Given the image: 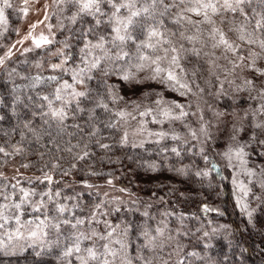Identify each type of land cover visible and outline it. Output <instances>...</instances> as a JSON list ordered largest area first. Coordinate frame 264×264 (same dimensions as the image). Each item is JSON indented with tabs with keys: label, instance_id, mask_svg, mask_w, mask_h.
Segmentation results:
<instances>
[{
	"label": "snow or ice",
	"instance_id": "1",
	"mask_svg": "<svg viewBox=\"0 0 264 264\" xmlns=\"http://www.w3.org/2000/svg\"><path fill=\"white\" fill-rule=\"evenodd\" d=\"M29 2L30 0H24L26 5ZM56 2L75 8L71 16L67 17L72 25L82 21L85 17H91L94 20V25L89 26L83 32L85 37L102 24L111 25L110 37L100 35L95 43H92L91 40L84 43L83 47L80 48V64L74 68L66 67L73 58L72 54L66 51L70 47L66 41L62 42L63 47L50 53L51 56L60 57L59 62L49 64L50 69L53 72H70L72 83H69L68 80H61L58 75H36L31 78L32 82L28 85L30 88H36L38 85L49 82H57L53 99L47 95L43 96V99L48 101L49 111L45 115L50 116L53 121L61 125L68 118V105L74 102L78 106L81 99L86 98L89 94L88 91H78L75 86L84 84L86 79L91 80L95 70H101L107 76L113 74L114 68H118L121 72L120 78L123 81L135 83H140L136 73L148 70L150 76L146 79L158 80L182 97L191 95L198 98L205 92V88L197 82V77L202 74L205 64L209 76L205 83L211 84V78H215V81L221 86L216 93L217 96L223 93L225 82L228 84L234 82L228 77L234 75L237 69L249 70L257 76H264V68L257 64V61L264 60V10L257 12L253 9L249 15L246 6L251 5L253 0H56ZM259 4L264 6V0H259ZM103 5L110 6V13L104 11ZM12 7L10 0H2L0 3V24L6 25L8 23L5 9ZM173 9L178 10L173 12ZM21 11L27 14L29 8L24 7ZM229 14H232L231 18ZM236 15L242 18V22L236 20ZM104 17H107L106 21ZM45 19H48L47 14ZM166 21L177 26L176 31L167 27ZM37 23H43V21ZM63 26L61 24V27ZM36 27L37 24L31 25L29 32L18 41V43L23 44L24 40L31 39L33 48H25V52L47 48V46L57 42L52 35L40 33L39 36H35L32 29ZM51 27L48 25L49 32H51ZM245 46H248L246 54ZM252 46H256L259 50H252ZM14 47L15 45L8 48L4 55L0 56V66L5 65V62L12 57ZM221 60L226 61V64L222 65ZM105 64H111L114 67H104ZM188 65L192 66L188 67ZM40 66L39 63L36 65L37 68ZM132 69H135V72ZM221 72L225 74L223 80L220 79L219 73ZM244 85L249 88L255 87L253 79H246ZM113 87L115 86L109 85L110 89ZM237 90H240L239 86ZM156 96L157 99L152 102L155 107H145L143 111H139L141 105L131 101L132 112L120 110L115 113V116L124 121L136 120L137 115H134L133 112H137L139 117H151L153 123L163 124L165 121L182 122L189 115H194V113L185 110L186 105L175 100H166L160 93H156ZM260 96L264 99V88L260 90ZM119 100H123V97L116 94L112 95L113 103ZM53 101H60L61 107H55ZM192 103L189 101L187 107H191ZM97 107H103L106 111L109 110L108 104L104 103L103 100L97 104ZM77 110L82 111L83 109L78 108ZM197 110L200 111L199 108ZM257 111H264V105H261ZM216 115L224 116L226 114L218 112ZM252 115L255 116L256 112L254 111ZM200 119L203 120V115ZM147 122V120L140 121L141 131L145 130ZM107 126L115 128L116 124L109 122ZM255 127L264 128V123L256 124ZM189 132L193 139L197 138L195 130L189 128ZM199 132L205 136L208 135L203 123ZM91 135H96V131ZM149 135L159 139L168 137V133L164 131L150 132ZM127 137L128 133L125 132L121 139L122 144L127 143ZM171 139L179 140L180 136L173 134ZM97 143L102 149L110 148L108 144L99 143V141ZM260 143L264 144V141H260ZM73 147H79V145ZM88 148L89 145L85 144L82 154L75 155L74 159L85 160L91 154ZM15 151L19 153L22 149L16 148ZM68 151L71 152L72 149L69 148ZM172 151L179 155L177 149L173 148ZM0 153L9 155L2 146H0ZM224 155L228 157L229 161L235 157L239 159L241 165L247 164L245 159L247 153L243 145L235 149L229 148ZM207 159L208 157L205 156V160ZM23 167H29V165L25 164ZM71 167L75 168L76 164L73 163ZM57 168H59L58 164H52L53 170ZM212 170H217L215 164L212 165ZM261 171L264 174V169ZM67 174L65 172V175ZM92 174L95 175L96 173ZM208 174L207 171L197 172L198 176H207ZM243 174L250 178L255 175L250 168H244ZM33 179L40 183L46 182L48 185L54 183L53 176L48 172H45L42 177H34ZM28 183L31 184L32 180L29 179ZM107 183L111 185L112 180L109 179ZM233 183L244 196H247L251 191L243 181L234 179ZM87 186L92 187V185ZM12 188L13 192L8 194L0 190V198L4 201L0 203V248L5 247L2 239L5 236L9 241L31 239L33 244L39 242L42 249L50 244H61L62 229L67 225L74 231L63 238L64 241H67V243H63V257L75 256L79 264H117L118 261L119 264H133V258L128 255V246L123 239H112L113 235L117 233L119 225L113 226L108 221H103L106 228H111V231H108L106 235L101 234L95 228L80 231L79 226L85 223L89 225L94 222L101 223L97 219L95 211L90 220L86 221L79 217H73L75 220L73 223L71 219L62 218L66 213L72 212V209L65 204H56L55 212L57 215H51L45 211L47 202H51L55 197L60 196L59 191L53 194L49 189L37 193L35 188L21 187L19 181L12 185ZM120 191L123 192L126 189L122 188ZM17 192L19 193L18 199L13 200L12 197ZM37 195L41 199L33 201L32 198ZM45 197H47V201H45ZM237 203L240 204L241 201L238 200ZM25 206L30 207L33 213H41V215L22 220V215L27 211ZM75 207L77 206L74 205L73 208ZM100 207V204L96 205V209ZM244 207L246 209V205ZM203 210L205 212L213 211L206 205ZM248 215L251 216V213L249 212ZM13 222L15 227L9 230ZM52 231L56 233L55 241L46 239ZM127 232L128 228H125L123 235H127ZM155 233V235H150L147 230L142 233L146 240L144 247H163L164 229L158 227L155 229ZM205 235L208 234L205 233ZM85 241H91V246L82 247ZM97 241H105L102 244L103 251L97 247ZM114 244H119V249L114 248ZM40 254L37 253V255ZM189 255L196 254L189 253ZM136 259H142V257L137 256Z\"/></svg>",
	"mask_w": 264,
	"mask_h": 264
},
{
	"label": "rangeland",
	"instance_id": "2",
	"mask_svg": "<svg viewBox=\"0 0 264 264\" xmlns=\"http://www.w3.org/2000/svg\"><path fill=\"white\" fill-rule=\"evenodd\" d=\"M0 3H2V0H0ZM10 3H12L13 7L5 9V16L7 17L8 23L6 25L0 24V56L4 55L8 48L12 47L13 45H15V47L13 48L12 57L5 62V65L0 66V79L4 80L3 77H9L17 89H31L32 91L40 88V85H38L36 88L28 87V85L32 82L31 78L36 75H58L61 80H68L70 76L67 77V73L53 72L50 69L49 64L57 63L60 59V57L51 56L50 53L55 52L56 49L63 47L62 42L66 41L68 43L66 37L69 35V33L66 31L67 24H70V22L68 21L67 17L71 16L72 12L75 11V8L65 4L57 3L56 0H30L29 4L27 5L24 3V0H10ZM24 7L29 8L27 14L21 11V9ZM61 9H63V11H61ZM103 9L109 13L111 11L110 6L108 5H104ZM46 14L48 19H45ZM104 19L106 21L107 17H104ZM38 21H43V23H37ZM33 24H37V27L32 29L35 36H39L40 33L52 35L57 42L53 45L47 46V48L33 49L30 52H25V48H33L31 39L24 40L23 44L18 43V41H20L29 32L30 26ZM61 24L64 26L61 27ZM48 25L52 26L51 32H49ZM104 25H106V28L109 26L110 31L108 32V36H110L111 25L102 24L101 26L104 28ZM61 28L64 29L63 32L61 31ZM103 34L104 32L100 35ZM74 38L76 39V36H74ZM96 39L97 38L95 37L90 36V38H85L84 36L82 37L81 41L84 45L87 40H91L92 43H95ZM66 51L71 53L73 57L71 63H68L66 67L74 68L76 67L74 65H79L81 56L80 47H76L75 50L67 49ZM217 55H219V52H217ZM38 63L41 65L39 68L36 67ZM120 63L123 64V62ZM220 63L225 65L226 61L221 60ZM69 64L72 66H69ZM257 64L259 67L264 68V60L257 61ZM191 66L192 65H188V67ZM104 67L114 66L111 64H105ZM20 70H23V73H21ZM132 71L135 72V69H132ZM95 73L101 74L106 78L108 83L115 86L111 88L112 95L116 94L123 97V100H119L115 103L118 107L117 111L124 110L132 112L133 105L130 103L131 101H135L141 105L139 111H143L145 107H155L152 102L157 99L156 93L162 94L166 100H175L186 105L185 110L189 111L190 113H194V115H189L182 122L165 121L163 124H157L152 122L151 117H139L137 112H133L134 115H137L136 120L128 119L127 121H124L118 117H116V120L123 132L128 133L127 141L130 143H137L139 141L153 139L156 140L158 137L150 136L149 133L164 131L168 133V137L165 139L169 138L170 140H173L171 139L173 134L180 136L179 140H173V143L175 142L173 148L177 149V152L180 151L179 147H177V142H191L200 149H207L214 153L216 160L214 159V162H211L209 166L211 167L213 164L216 165L217 170L215 171L218 173V177H220L218 178L220 182L227 179V182L231 187L235 206L247 217H252V215L257 212L258 207L262 205L261 201L264 197V174H262L261 171L264 169V167L258 164L260 160L264 162V151L261 149V146L264 147V144L260 143V141H264V128H256L255 125L264 123V111H257L261 108V105H264V99H262L260 96V90L264 88V76H257L255 73L249 70L241 71L240 69H237L234 75L228 77V79L233 80L234 82L232 84L225 82L223 85V93L217 96L216 93L221 86L215 81V78H211V84L205 83V81L209 79L207 70L206 79L199 83L201 87L205 88V92L198 98L191 95L182 97L177 92L172 91L167 85L161 84L158 80L146 79V77L150 76V72L148 70L136 73V77L140 83L123 81L120 78L121 72L118 68H114L113 74L107 76H105L101 70H95ZM219 74L220 79L223 80L225 74L222 72ZM246 79H253L255 87H245L244 81ZM44 85L55 91L57 82H49ZM238 86L240 90H237ZM76 89L80 91L82 90V87L80 86ZM189 101L193 102L191 107H187ZM54 106L57 108L61 107V102L57 101ZM198 108L200 111L197 110ZM254 111L256 112L255 116L252 115ZM218 112L225 113L226 115L217 116L216 113ZM201 115H203V120L200 119ZM141 120L148 121L145 126V130L143 131L140 130ZM202 123L206 126L208 133L207 136L199 132ZM189 128L197 132L196 139L191 137ZM240 145L244 146V150L247 153V156L245 157L247 160L246 165H241L239 159L235 157L229 161L228 157L224 155V153L227 152L229 148L235 149ZM196 152L198 153V151ZM195 156L196 155H194V157ZM194 157L192 158L193 160L190 159L187 162L178 161L179 163H176V166H172L171 168L174 169V167H176V169H183L185 171L190 169V171L193 173H195V169L197 170L196 172L207 171L209 174L206 177L211 178L212 176H210L209 166L201 161H197V159ZM256 157H258L260 160L257 161ZM159 166L160 167H158L157 170L152 169L151 167L147 169V172H143L142 175L137 174L134 176L136 181L162 180L163 182H167V180L173 181V179L176 178L169 176L170 172L172 171L169 170L170 166L167 164H159ZM244 168L252 169L255 173L254 177L250 178L244 175ZM45 172H48L53 176L54 183L52 185L40 183L38 180L33 179L34 177H42ZM0 173H2V176H0V190L4 191L5 194L13 192L12 185H15L17 181L20 182L21 187L35 188L37 193L47 191L49 189L53 194L56 191H59L60 196L55 197V199L51 202H47L45 211L49 212L50 207H56L57 203L65 204L68 208L72 209V212L66 213L62 218L71 219L73 223L75 222L73 217H79L81 219H85L86 221L90 220L92 218L93 212L95 211L97 213V219L100 220L101 223L97 224L94 222L91 225L85 223L84 225L79 226L80 231H87L89 228H95L101 234L106 235L108 231H111V228H106L103 226V221H108L113 226L119 225L120 227L117 229V233L113 235L112 239H123L124 243H126L128 246V255L133 258V264H147V261H152V264H174L182 257L184 258V252H189V250L193 251L195 249L191 242L188 243L185 241V243L183 242L184 239L183 241L177 239V228L180 224V220L178 219L177 215L175 217H172V215L170 218H167L164 213H160L161 211H155L154 215L150 214L149 210L152 208V206L149 204L150 199H148V202L146 203L145 197L144 199L141 198L142 196H145L144 194L135 193L131 190L130 191L132 193H129L128 189L123 192L120 191L121 187L119 188L117 185L119 181L117 177H111L114 179L112 180L111 184L116 188L114 189L113 186L107 183L108 179L111 178L106 180L88 181L85 176L79 180L76 179L72 174L65 176V173H61L62 177H60L61 175H54L48 168L36 169L31 167H23V163H21L20 160H18V157H15L13 154H9L7 157L0 159ZM238 173L239 175H237ZM29 179L32 180L31 184L28 183ZM60 179L62 180L60 181ZM234 179L237 181H243L248 185L251 191L247 196H244L243 193L237 188L236 184L233 183ZM87 185H92V187H88ZM183 188L184 185L182 183L180 189ZM137 190H139V187ZM164 191H169V197L170 192L176 193L175 190L170 191V187L167 183L166 187L161 189V195H164ZM179 192H182V190ZM84 194H87L89 198L97 199V201L100 202L101 207L99 209H96V206L89 208V205L86 203V198L83 196ZM18 196L19 193L17 192V194L13 196L12 199L17 200ZM157 198L160 200L159 196ZM172 198L173 201H171V203H177L175 195ZM40 199L41 197L39 195L32 198L33 201H38ZM44 199L47 201V197ZM111 200L116 202V205L112 211L107 209L108 205L109 208H111ZM238 200L241 201L240 204L237 203ZM3 202V199L0 198V203ZM139 204L146 206V211H142L145 217V223H142V225L140 224V228L137 229V227L132 226L134 220H136V216H133L132 220H127V215H125V213L129 210L131 211L134 206H139ZM74 205L77 207L73 208ZM245 205L246 209L244 207ZM25 207L27 208V211L22 215V220L31 219L36 215H41V213H33L30 207ZM113 212L115 214H113ZM249 212L251 213V216L248 215ZM145 213H147L148 216L145 215ZM52 215H57V213L54 212ZM138 219L139 218L137 217V220ZM205 223L207 227H203L202 230H200L201 228L199 229V227L195 226L193 231L195 232L199 229V232L202 231L205 233H212L213 231L215 232L217 229L221 228H218L215 223ZM172 225L176 228H174ZM14 227L15 225L13 222L10 225L9 230ZM158 227L164 229V236L162 238L163 247H144L146 240L142 233L147 230L149 231L150 235H155V229ZM214 227H216V229H214ZM125 228H128L127 235H123V230ZM190 228H193V225L187 226L186 230L190 233H193V231H190ZM73 231L74 230L71 229L70 226H64L61 233L62 243L50 244L48 247L43 249L39 242L33 244L31 239L24 238L19 240L13 239L12 241H9L5 236L2 238L5 247L0 248V252L16 254L19 252H24L28 249L33 253H41L48 250H56L62 253L63 243H67V241H64L63 238L71 234ZM174 238H176V241H180L178 245H168V243L172 244L175 241ZM46 239L49 241H55L56 233L54 231L50 232V235ZM103 243H105V241H97V247L100 249V251H103ZM83 246H91V241H85L82 247ZM113 247L119 249L120 246L119 244H114ZM200 247L201 248L199 251H197V249L196 251L194 250L195 254L196 252H200L201 254H207L206 257L202 256L201 258L200 255L199 257L198 255H190V257L193 256V258H188L183 264H206L204 261L207 260L209 252L204 248V244H202ZM137 256L142 257V259H136ZM72 259H75V256H73ZM117 264H119V261Z\"/></svg>",
	"mask_w": 264,
	"mask_h": 264
},
{
	"label": "trees",
	"instance_id": "3",
	"mask_svg": "<svg viewBox=\"0 0 264 264\" xmlns=\"http://www.w3.org/2000/svg\"><path fill=\"white\" fill-rule=\"evenodd\" d=\"M102 7L104 8V5ZM253 9L259 12L264 10V6L259 4V0H253L251 5L246 6V11L251 15ZM177 10L173 9V12ZM229 17L231 18L232 14H229ZM235 18L242 22V18L238 15ZM91 25H94V20L91 17H85L75 25L67 24L66 32L69 35L66 40L70 45L69 49L82 48L83 32ZM100 26L89 33L87 37L97 38L103 32V35L108 36L109 26L107 28L106 25L104 28ZM166 26L176 31L177 26L172 25L169 21H166ZM61 31L63 32L64 29L61 28ZM247 47L245 46V52H247ZM252 50L258 51L259 49L252 46ZM69 66L72 65L69 64ZM206 71L207 65L205 64L202 74L197 77L198 83L206 79ZM20 72L23 73V70ZM66 75L70 76L68 82L72 83L71 73ZM92 76L91 80L86 79L84 84L75 86L76 88L81 86L82 90L80 91H88L89 94L86 98L81 99L78 106L74 102L68 105L69 115L62 125L45 115L49 109L48 101L44 100L43 96L47 95L53 99L55 94L53 89L40 85L39 89L33 91L31 89L20 90L15 87L9 77H3L4 80L0 79V146L4 147L9 154L18 157L23 165L27 164L36 169L48 168L51 173L57 176L67 172V175L72 174L79 180L85 176L88 181L117 177L119 188L128 189L129 193L134 191L144 194L145 196L141 198L145 197L146 203L150 199L149 204L152 206L149 210L150 214L154 215L155 211H161L160 213H164L167 218L177 215L181 224L177 228V239L191 242L195 251L196 249L199 251L200 246L204 244V248L209 252L207 260L204 261L206 264H264V197L261 201L262 205L258 207L252 217H247L243 212H240L234 204L227 179L220 182L218 173L212 170V166H209L211 162H214V159L216 160L214 153L207 149L200 152L201 149L191 142H177L178 146H176L180 149L179 155L172 151L175 142L173 143V140L169 138L137 143L127 141L122 144L121 139L124 132L116 120L115 113L118 107L112 102V89L109 88L111 84L95 71ZM101 100L108 104L109 110L97 107ZM53 103L55 105L57 101H53ZM78 108L83 110L79 111ZM109 122L116 124V127H108ZM94 131H96V135L93 136L91 134ZM158 140L159 142H157ZM97 141L110 145V148H100ZM85 144L89 145L88 150L91 154L85 160H75V155L82 154ZM75 145H79V147H73ZM16 148H20L22 151L17 153ZM69 148L72 149L71 152L68 151ZM261 149L264 151V147L261 146ZM193 154L196 156L194 157ZM7 156L0 153V159ZM205 156L208 157L207 160H205ZM193 157L209 166L211 178L198 176L196 169L193 173L190 169L187 172L183 169V171L176 169V167L171 168L176 166V163L187 162ZM256 160L260 159L256 157ZM73 163L76 164L75 168L71 167ZM52 164H58L59 168L53 170ZM159 164L170 166L169 170L172 171L169 176L176 178L173 181L167 180V182L162 180L136 181L134 176L142 175L151 167L157 170L160 167ZM258 164L264 167V162L261 160ZM111 180L114 179L111 178ZM166 183L170 187V191H176V193L170 192V197L168 196L169 191H164V195H161V189L166 187ZM180 183H183V189H180ZM111 186L114 187V185ZM138 187L139 190H137ZM114 189L116 188L114 187ZM180 190L182 192H179ZM174 195L177 199L175 204L171 203ZM83 196L86 198L89 208L100 204L97 199L89 198L87 194ZM158 196L160 200H158ZM115 205L116 202L111 200V208L108 205L107 209L112 211ZM205 205L213 211L205 212L203 210ZM145 209L146 206L139 204L125 213L127 220H132V217L136 216L133 227L139 229L140 224L145 223L142 213ZM54 212L55 206L50 207L49 213L52 215ZM113 214L115 213L113 212ZM205 222L215 223L218 228H221L205 235V232H199L203 227H207ZM189 225H193L190 231H193L195 226L201 229L190 233L186 230ZM103 226L105 225L103 224ZM179 242L175 240L172 244L166 243L173 246L178 245ZM194 250L184 252V258L182 257L174 264H183L188 258H193L189 253H195ZM196 255L198 257L200 255L202 258L207 254L196 252ZM69 261L71 264H79L76 259L63 257L62 253L56 250L41 252L40 255L30 252L28 249L16 254L0 252V264H69ZM147 262V264H152V261Z\"/></svg>",
	"mask_w": 264,
	"mask_h": 264
}]
</instances>
